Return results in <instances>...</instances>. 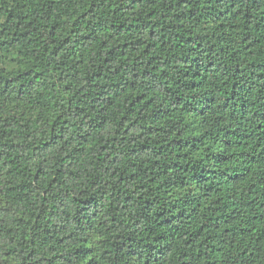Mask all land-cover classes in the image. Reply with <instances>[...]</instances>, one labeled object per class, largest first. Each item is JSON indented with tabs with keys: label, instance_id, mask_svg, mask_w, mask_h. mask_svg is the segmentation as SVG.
<instances>
[{
	"label": "trees",
	"instance_id": "1",
	"mask_svg": "<svg viewBox=\"0 0 264 264\" xmlns=\"http://www.w3.org/2000/svg\"><path fill=\"white\" fill-rule=\"evenodd\" d=\"M0 264H264V0H0Z\"/></svg>",
	"mask_w": 264,
	"mask_h": 264
}]
</instances>
